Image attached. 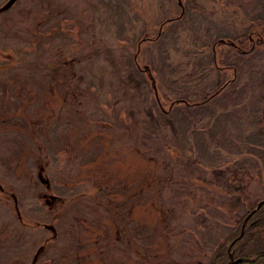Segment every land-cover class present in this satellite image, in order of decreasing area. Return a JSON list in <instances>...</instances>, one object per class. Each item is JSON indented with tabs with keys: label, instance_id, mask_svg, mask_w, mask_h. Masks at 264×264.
Instances as JSON below:
<instances>
[{
	"label": "rangeland",
	"instance_id": "1",
	"mask_svg": "<svg viewBox=\"0 0 264 264\" xmlns=\"http://www.w3.org/2000/svg\"><path fill=\"white\" fill-rule=\"evenodd\" d=\"M263 109L264 0H16L0 264H211L264 201Z\"/></svg>",
	"mask_w": 264,
	"mask_h": 264
},
{
	"label": "trees",
	"instance_id": "2",
	"mask_svg": "<svg viewBox=\"0 0 264 264\" xmlns=\"http://www.w3.org/2000/svg\"><path fill=\"white\" fill-rule=\"evenodd\" d=\"M251 40H254V38L250 36ZM144 71L151 75L149 66ZM223 90L222 88L219 91L223 92ZM183 102L187 106L189 105L188 101L184 100ZM190 106L193 107L195 104ZM233 179L235 180L236 176ZM256 206H253L252 209ZM258 214H264V206L262 210L258 211ZM243 219L236 223L235 231L217 247L211 258V264H233V262H236V264H264V222L262 225L245 226V228L243 226L242 228ZM235 237L239 238L237 241L232 242ZM238 260L242 262L239 263Z\"/></svg>",
	"mask_w": 264,
	"mask_h": 264
},
{
	"label": "flooded vegetation",
	"instance_id": "3",
	"mask_svg": "<svg viewBox=\"0 0 264 264\" xmlns=\"http://www.w3.org/2000/svg\"><path fill=\"white\" fill-rule=\"evenodd\" d=\"M234 47V45H233ZM228 84V83H227ZM264 205H262V208H263ZM258 207L256 206V208L252 209L251 211H249L246 216H244V219L243 217L241 218V220L243 219V222L241 224V227L245 228V226H252V225H262L263 224V220H264V214H258V211L262 210L259 209V210H256ZM239 221H237L236 223H239ZM236 227V226H235ZM57 232V231H56ZM239 237H235L233 239L232 242H235L238 240ZM238 261H241V260H238Z\"/></svg>",
	"mask_w": 264,
	"mask_h": 264
},
{
	"label": "water",
	"instance_id": "4",
	"mask_svg": "<svg viewBox=\"0 0 264 264\" xmlns=\"http://www.w3.org/2000/svg\"><path fill=\"white\" fill-rule=\"evenodd\" d=\"M15 2H16V0H10L8 3H6V6L0 11V12H6L8 9H10L11 7H13L14 6V4H15ZM263 111H264V109H263ZM264 116V115H263ZM1 189H2V187H1ZM262 205H264V201H261L259 204H258V208L256 209V210H259V209H261L262 208ZM48 229L50 228V230H52L54 233H56V230H55V228H53V227H51V226H49V227H47ZM43 249H41V251H42ZM41 251L38 253V256H36L35 257V260L39 257V255L41 254ZM37 261V260H36ZM240 262H242V261H239V263ZM233 264H236V262H233Z\"/></svg>",
	"mask_w": 264,
	"mask_h": 264
}]
</instances>
